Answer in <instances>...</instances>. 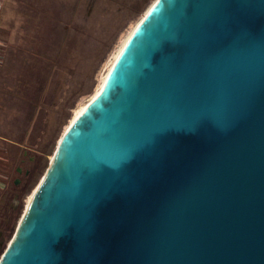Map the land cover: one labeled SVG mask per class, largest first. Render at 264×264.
Returning a JSON list of instances; mask_svg holds the SVG:
<instances>
[{"label":"water","instance_id":"1","mask_svg":"<svg viewBox=\"0 0 264 264\" xmlns=\"http://www.w3.org/2000/svg\"><path fill=\"white\" fill-rule=\"evenodd\" d=\"M0 264H264V0H153Z\"/></svg>","mask_w":264,"mask_h":264},{"label":"rangeland","instance_id":"2","mask_svg":"<svg viewBox=\"0 0 264 264\" xmlns=\"http://www.w3.org/2000/svg\"><path fill=\"white\" fill-rule=\"evenodd\" d=\"M152 2L0 0V254L74 109Z\"/></svg>","mask_w":264,"mask_h":264},{"label":"bare ground","instance_id":"3","mask_svg":"<svg viewBox=\"0 0 264 264\" xmlns=\"http://www.w3.org/2000/svg\"><path fill=\"white\" fill-rule=\"evenodd\" d=\"M151 4H152V3H151ZM151 4H150V5H151ZM150 5H149V7H150ZM149 7H148V8H149ZM148 8L146 9V11L148 10ZM146 11L144 12V14L146 13ZM144 14H143V15H144ZM143 15H142V17H143ZM142 17H141V18H142ZM141 18H140V19H141ZM139 21H140V20H139ZM139 21H138V22H139ZM138 22H137V23H138ZM136 25H137V24L134 25L133 29L135 28ZM133 29H132V30L130 31V33L128 34L127 38H128L129 35L132 33ZM127 38L125 39V41L127 40ZM125 41L123 42V44L121 45V47H120L119 50L117 51L116 55L114 56V59L112 60L110 66L108 67V69H107L105 75L103 76L102 80L100 81V83H99L98 86L96 87L95 91H94L93 94L91 95L90 99L93 98V97L98 93V91L100 90V88H101V86H102V84H103V82H104V80H105V78H106V76H107V74H108V72H109V69H110L111 65L113 64L114 60H115L116 57L118 56V54H119L120 50L122 49V47H123ZM90 99H89V100H90ZM89 100H88V101H89ZM88 101H87V102H88ZM87 102H85V103H83V104L77 106V107L74 109V111H73V115H72V117H71V119H70L69 124H70V123H71V122H72V121H73V120L79 115V113L83 110V108L85 107V105L87 104ZM69 124H68V125H69ZM68 125H67V126H68ZM67 126H66V128H67ZM66 128H65V129H66ZM65 129H64V130H65ZM63 132H64V131H63ZM32 193H33V191L28 195L27 200H26V203L29 201V199H30Z\"/></svg>","mask_w":264,"mask_h":264},{"label":"trees","instance_id":"4","mask_svg":"<svg viewBox=\"0 0 264 264\" xmlns=\"http://www.w3.org/2000/svg\"><path fill=\"white\" fill-rule=\"evenodd\" d=\"M26 173L28 174V172H25V174H26Z\"/></svg>","mask_w":264,"mask_h":264}]
</instances>
